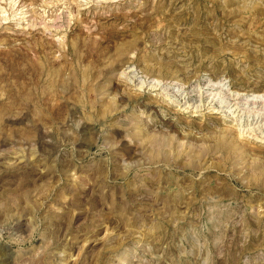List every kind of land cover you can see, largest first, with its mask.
Returning <instances> with one entry per match:
<instances>
[{
    "label": "rangeland",
    "instance_id": "1",
    "mask_svg": "<svg viewBox=\"0 0 264 264\" xmlns=\"http://www.w3.org/2000/svg\"><path fill=\"white\" fill-rule=\"evenodd\" d=\"M12 1L0 264H264V0Z\"/></svg>",
    "mask_w": 264,
    "mask_h": 264
},
{
    "label": "bare ground",
    "instance_id": "2",
    "mask_svg": "<svg viewBox=\"0 0 264 264\" xmlns=\"http://www.w3.org/2000/svg\"><path fill=\"white\" fill-rule=\"evenodd\" d=\"M59 1V0H58ZM60 1H63V0H60ZM88 1L89 0H86L85 2L83 1V0H67V2L70 4V5H75V6H77V8H78V10L79 9H83V8H86V7H88L89 5H86V6H82V7H79L81 4L83 5L84 3H88ZM117 0H95L94 1V4H95V6H108V5H112V4H115V2H116ZM131 1V0H130ZM12 2H15L16 3V0H13ZM56 4V3H55ZM118 4V3H117ZM16 5V4H15ZM15 5H13V6H15ZM0 8H1V10L3 9L4 10V8L3 7H1L0 6ZM89 8V7H88ZM106 8V7H105ZM111 8V7H110ZM118 8V7H117ZM96 9V8H95ZM131 9V8H130ZM20 10V11H19ZM84 10V9H83ZM5 11V10H4ZM130 11V10H129ZM28 11L27 10H25L24 9V7H22V8H20V9H18V11H17V13H15V17H17V20L19 21H17V23H16V25H18V28H20L21 30L25 27L24 25H22V23H21V21H23V20H25V19H27V13ZM105 12V11H104ZM110 12V11H109ZM107 15H111V13H108ZM16 20V19H15ZM46 26V25H45ZM87 26V25H86ZM85 26V27H86ZM90 29V28H89ZM91 30V29H90ZM92 30H93V28H92ZM91 30V31H92ZM59 39H54V40H56V41H58L59 42V44H60V46L63 48V49H67V47H68V40H66V39H64L63 37H58ZM122 72H124V71H122ZM259 97H260V95H258ZM257 96V97H258ZM262 97V96H261ZM215 111H218V110H215ZM219 112V111H218ZM236 119V118H235ZM235 124H238V122H235L233 125H235ZM240 133L242 134V131L240 130ZM251 133H252V129H251ZM255 135V134H254ZM257 135V134H256ZM255 135V136H256Z\"/></svg>",
    "mask_w": 264,
    "mask_h": 264
}]
</instances>
